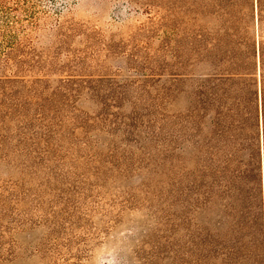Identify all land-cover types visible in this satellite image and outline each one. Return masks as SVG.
Listing matches in <instances>:
<instances>
[{
	"label": "trees",
	"instance_id": "obj_1",
	"mask_svg": "<svg viewBox=\"0 0 264 264\" xmlns=\"http://www.w3.org/2000/svg\"><path fill=\"white\" fill-rule=\"evenodd\" d=\"M171 1L196 71L49 79L26 73L34 64L11 45L0 57V154L37 168L80 153L100 175L149 163L172 184L184 264H264V0ZM0 191V218H14L13 193ZM12 249L0 230V264Z\"/></svg>",
	"mask_w": 264,
	"mask_h": 264
},
{
	"label": "rangeland",
	"instance_id": "obj_2",
	"mask_svg": "<svg viewBox=\"0 0 264 264\" xmlns=\"http://www.w3.org/2000/svg\"><path fill=\"white\" fill-rule=\"evenodd\" d=\"M177 21L171 0H0V57L21 44L34 64L26 73L49 79L152 71L168 78L201 69L184 55ZM89 103L82 105L94 109ZM60 151L62 162L37 168L0 154V187L13 193L14 218H0L10 264H184L172 184L160 168L143 162L100 175L80 153Z\"/></svg>",
	"mask_w": 264,
	"mask_h": 264
}]
</instances>
